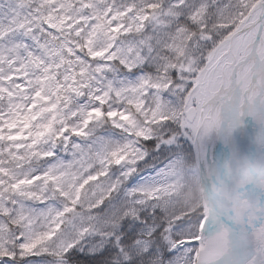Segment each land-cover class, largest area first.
Returning a JSON list of instances; mask_svg holds the SVG:
<instances>
[{
	"label": "snow or ice",
	"instance_id": "1",
	"mask_svg": "<svg viewBox=\"0 0 264 264\" xmlns=\"http://www.w3.org/2000/svg\"><path fill=\"white\" fill-rule=\"evenodd\" d=\"M0 264H264V0H0Z\"/></svg>",
	"mask_w": 264,
	"mask_h": 264
}]
</instances>
